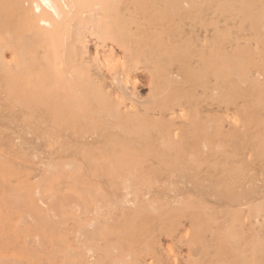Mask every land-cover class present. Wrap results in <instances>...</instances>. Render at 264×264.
Returning <instances> with one entry per match:
<instances>
[{
    "label": "bare ground",
    "instance_id": "1",
    "mask_svg": "<svg viewBox=\"0 0 264 264\" xmlns=\"http://www.w3.org/2000/svg\"><path fill=\"white\" fill-rule=\"evenodd\" d=\"M169 38H172V45H163L161 48L163 42ZM94 40L96 50L91 54L89 44ZM114 47L122 49V58L115 56ZM7 50L11 53L10 60L6 57ZM172 52L180 55L179 73L184 74V88H192V91H177L176 86L181 84V78L172 76L169 70ZM103 69L109 74L110 83H106L113 92L106 91L99 83L98 77ZM141 69L150 72L152 85L149 95L143 99L137 96V77L133 75ZM198 85H201L202 94L206 98H210L213 103L216 101L218 113L226 115L227 118L231 117L234 123L240 121L237 118L239 115L243 120L252 121L255 107L264 103V0H0V93L3 96V108L10 102L12 108L26 107L32 116L41 113L47 125L54 129L72 123L73 135L76 138L85 139L88 130L91 129L94 134L99 130L98 127H105L107 131L117 129L122 133L124 140L130 134L144 132L145 137H142L141 142H158L171 151H180L184 146V139H179L174 130V117L176 113H181L183 118L190 119L186 125L192 127V131H186L185 135L192 139L199 138L200 142L195 146L198 147L199 157L205 160L209 156V149L213 150L212 153H218L221 146H224L222 141L226 137L233 138L237 135L233 131H225L224 118L220 117L214 128H201L202 135L198 137L199 114L202 112L199 109L201 101L196 87ZM24 86L29 87L31 101L37 99L34 106L28 101L27 92L23 93ZM126 101L131 104L126 105ZM190 105L194 108L192 119L188 113ZM176 107L180 108L179 111ZM35 117L36 115L34 120ZM211 129L215 132L212 135ZM99 137L92 138L93 142L98 141ZM102 138L109 140L105 135ZM133 149L126 145L122 155L117 152L110 154L111 158L115 159L110 165L111 174L118 177L124 173V196L122 200L106 198L107 205L112 204L113 209L118 207L129 211H124L123 215L130 217L133 224L141 219L142 213L146 211L157 213L162 209L167 212L172 208L191 205L189 198L181 191H173V196L166 195L162 206L151 199L149 193H144L142 190L148 187L150 180L144 177L142 172L136 171L141 165L138 160L126 159L128 156H137V151ZM84 156L90 158V154ZM198 180L200 181L199 178ZM73 185L75 183L59 165L54 169H47L36 184L28 181L13 192L12 188L9 189L10 193L0 191V235H6L15 220L18 224L28 225H35L37 222L41 228L48 227L47 232L50 233L51 229H57L65 212L72 211L73 208L78 209L80 216L90 210L92 219L77 220L81 227L76 233L79 252L85 257L94 248L82 242L98 236L96 233L99 231H96L98 219L101 217L99 209L102 207H90L91 203L86 197L89 190L83 180L78 179V187L72 188ZM196 189L203 191L200 187ZM72 197L78 201L75 207H72L75 202L71 200ZM195 202L206 210L204 197ZM27 209L32 214L25 213ZM16 210H25V214L16 215ZM232 221L231 230L237 221L236 215ZM189 222L200 235L204 229L203 218L191 217ZM12 229L14 228H11V231ZM14 230L16 231V227ZM176 230L174 226L173 233ZM236 238L234 236V239ZM192 240L194 238L186 241L190 243ZM155 249L152 252L153 264L171 263L173 258H164L163 253ZM245 250L246 248L244 252ZM147 251L150 250L146 248L137 255L132 249L130 255L114 264H146L143 252ZM2 259L0 263L7 262ZM54 259L50 260L56 264ZM243 262L244 260L241 263ZM198 263L193 259L186 261V264ZM59 264L66 263L63 261Z\"/></svg>",
    "mask_w": 264,
    "mask_h": 264
},
{
    "label": "rangeland",
    "instance_id": "2",
    "mask_svg": "<svg viewBox=\"0 0 264 264\" xmlns=\"http://www.w3.org/2000/svg\"><path fill=\"white\" fill-rule=\"evenodd\" d=\"M163 43L161 48L165 45H172V38L166 39ZM95 50L94 40L89 44V51L93 54ZM7 52L8 50L6 51L7 60H10L11 53L10 51ZM114 53L115 56L117 55V58L123 57L122 49L118 47H114ZM179 56L173 52L171 53L169 70L172 76L181 78V84H178V87L176 86L178 88L177 91H192V88H184L186 86L183 82L184 74L182 72L179 73ZM140 66L143 67V65ZM133 75L137 77L135 89L138 98H146L152 86L150 83V72L141 69L134 72ZM101 76L98 77L100 79L99 83L103 85L106 91L113 92L108 86L110 83L109 74L105 69H103ZM101 78H105V80ZM196 87L201 101L199 103V109L202 111L199 114L198 137L202 135L203 129H208L209 127L214 128L216 123L221 119L220 117L224 118L223 125L225 131H233L237 135L233 138L226 137L222 141V145L224 144V146H221L218 153H212L211 151L213 150L209 149V156L205 160L199 157L197 152L198 147L195 146V144H198L197 142H200L198 141L199 138L192 139L185 135L186 131H192V127L189 128L186 125L190 119L183 118L181 113H176L177 115L174 117L176 128L174 130H176V136L179 139H184V146L180 151H171L159 145L158 142L151 144L149 141L141 142L142 137H145L143 135L145 134L144 132L130 134L128 138L126 137L127 140H124L122 133H119L117 129L107 131L108 129L106 130L105 127H98L99 130L94 134L93 131H90L91 129L88 130L87 138H76L73 135L72 123L54 129L49 124L47 125L41 113L32 116V113L26 107L12 108L10 102L6 104V108H3L4 103L1 102L3 96L0 93V191L5 190L10 193L9 189L12 188L11 191L13 192L14 189L19 188L28 181L31 184H36L41 180L42 175L47 169H50V167L54 169L60 165L62 170L70 177V180L75 183L72 188H75V186L78 187V179L86 183L87 189L89 190L86 197L87 201L91 203L90 207H102V209H99L101 217L98 219L99 225L96 231H99L98 234L96 233L98 236L88 241L83 240L82 242V244L87 243L94 248L85 257L79 252L80 246L77 242L76 233L81 227L77 220L89 221L92 219V216H90V210L78 216V209L73 208L72 211L65 212L66 214L64 213L62 215L58 226L61 225L56 227L59 230L55 229V231L51 229L52 232L50 233L49 231L47 232L48 227L41 228L36 224L37 222L35 225L33 223L28 225L18 224L17 220L13 221L11 228L15 229L16 227V231L14 229L11 231V228H9L7 230L9 236L7 234L4 236L0 235V260L1 258L4 259H2L3 261L6 260V264H35V262L36 264H53L50 259L55 258L54 260L57 261L56 264L63 261L66 264H114L122 261L126 255H130L132 249L137 255H140L142 250L148 248L150 251L143 252L145 255L144 260L146 264H153L152 252L156 248L157 251L163 253L164 258L167 256L173 258L170 264H186L187 259L197 260L199 262L198 264H264V157H262L264 156V103L255 107L254 112L256 116L254 115L252 121L247 119L243 120L239 115L237 118L240 121L234 123L231 117L227 118L226 115L217 112L216 101L213 103L210 98H206L202 94L201 85ZM28 91H30L29 87L24 86L23 93L27 92L28 101L34 106L37 99L31 101ZM130 104V101H126V105ZM178 109L180 108L176 107V110ZM203 112L206 113L203 114ZM188 113L190 117L193 116L194 108L192 105L188 106ZM201 118L203 122H201ZM200 123H204L205 125ZM201 128L203 129L201 130ZM210 132L211 135L215 133L214 129H211ZM104 135L109 137V140L106 141V139L102 138ZM98 137L99 140L93 142L92 138ZM116 141L119 143L122 142L123 145L122 143H116ZM136 141H140L141 143ZM126 145L131 147V149L134 148L133 150L138 153L137 156H128L126 159L129 158L128 161L131 159L138 160L141 165H139L140 167H135L136 171L142 172V175L150 180L148 187L142 190L144 193H149L151 199H154L159 206H162L164 205L163 200L166 195L173 196V191H181L185 197L189 198L188 201L191 205L188 204L185 207L176 209L172 208L167 212L162 209L157 213L146 211V213H142L141 219H138L134 224L130 217L123 215L124 211L126 213H129V211L119 209L118 207L113 209L112 204L107 205L106 198L122 200L124 196L122 192V178L124 173L122 172L118 177L111 174L110 165L114 163L115 159H112L110 154L117 152L119 155H122ZM141 151L146 154L144 155ZM85 154H90V158L84 156ZM214 155L215 157H213ZM168 162L170 163L167 164ZM69 164H74L71 166L72 170L71 167H67ZM165 169L168 171L166 172ZM181 171L184 173H181ZM193 179H196V181ZM114 182L118 184L115 185ZM79 186L81 187L82 184ZM196 187H200L203 191H198ZM89 194L92 197L94 196L93 198L95 200ZM203 197L205 199L206 210L196 205L195 202L196 200L203 199ZM71 200L75 201L72 204V207H75L78 202L77 199L72 197ZM72 201L71 203H73ZM27 210V212L25 210L21 212L16 210L15 213L16 215H21L24 212L28 214L29 209ZM235 215L237 216V221L231 230L230 227L232 226L230 225ZM191 217L203 218L204 229L200 235L196 233L193 225L189 222ZM106 222H108L107 225ZM174 226L177 230L173 233ZM24 227L25 229H23ZM222 233L226 238L222 236ZM38 236L39 238H36ZM234 236L238 239H234ZM49 237L51 238L49 239ZM193 238L194 240L190 243L186 241ZM244 247L246 248L245 252ZM246 252L248 253L246 254ZM50 253L52 254L48 255ZM76 254L78 255L76 256ZM195 254L199 255L197 256ZM248 256L253 260H249ZM243 260L244 262L241 263ZM5 263L2 262L0 264Z\"/></svg>",
    "mask_w": 264,
    "mask_h": 264
}]
</instances>
